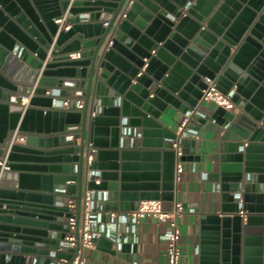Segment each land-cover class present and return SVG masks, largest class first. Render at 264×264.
Listing matches in <instances>:
<instances>
[{
    "label": "water",
    "instance_id": "95a60500",
    "mask_svg": "<svg viewBox=\"0 0 264 264\" xmlns=\"http://www.w3.org/2000/svg\"><path fill=\"white\" fill-rule=\"evenodd\" d=\"M126 2L0 0V156L14 130L26 134L0 171L15 181L0 185V264L72 258L75 249L61 245L70 215L61 202L79 201L87 170V186L107 191L103 210L171 200L173 141L183 160L182 133L197 129L164 126L168 108L219 132L211 179L220 213L201 216L199 264H264V0ZM63 14L67 30L55 22ZM207 79L236 111L199 109ZM63 82L84 89L90 111L56 105ZM89 143L97 150L85 168ZM94 241L111 250V239Z\"/></svg>",
    "mask_w": 264,
    "mask_h": 264
},
{
    "label": "crops",
    "instance_id": "0c3cea01",
    "mask_svg": "<svg viewBox=\"0 0 264 264\" xmlns=\"http://www.w3.org/2000/svg\"><path fill=\"white\" fill-rule=\"evenodd\" d=\"M76 90H81L85 99L84 89L81 86L63 82L62 91L64 94L62 99L75 95ZM62 99H55L57 106L60 105ZM85 106L90 111L91 103L88 102ZM215 106V103L207 102L201 104L199 109L204 113H209ZM184 118L185 115L180 111L168 108L167 112L161 114L159 121L167 128L179 133ZM187 125L195 127L197 130L194 132L191 129L192 133H182V136L186 138V144L183 147L187 153L185 159L182 160L180 180L175 183L174 196L183 204V211L178 217L179 242L182 253L180 264H199L201 216L220 213V193L215 188L211 174L219 167L221 151L219 132L213 122L206 120V122L200 123L189 116ZM3 155L4 153L0 157ZM14 183L13 179L3 180L0 178V185L8 186ZM173 200L174 197L171 200H161L163 207L165 209L171 208ZM164 229L165 223L151 216H145L138 224L134 236L125 231H120L124 238L123 242L129 243V247L116 248L115 243H112L111 250H107L109 248L97 243L93 246L84 247V264H134V261L140 264H167L166 242L162 237ZM132 244H135V249H132Z\"/></svg>",
    "mask_w": 264,
    "mask_h": 264
},
{
    "label": "built area",
    "instance_id": "2783aa9c",
    "mask_svg": "<svg viewBox=\"0 0 264 264\" xmlns=\"http://www.w3.org/2000/svg\"><path fill=\"white\" fill-rule=\"evenodd\" d=\"M132 0H127L126 5H129ZM55 22L58 23L59 29L67 30L70 23L67 21L65 14L56 17ZM103 25H109V20L105 19ZM109 32L108 36H110ZM111 41L108 40L106 46L110 45ZM78 55V52L73 53ZM66 84H73L66 82ZM74 85V84H73ZM29 96H23L21 104L26 105ZM213 102L216 105H221L225 109L237 110L234 103L229 97V94L222 93L216 86L215 81L212 79L206 80V86L202 88L201 96L198 103ZM86 100L84 99L83 92L76 90L75 95L63 98L58 107L73 110H82L85 108ZM188 115L182 121V129L186 126ZM196 130H194L195 132ZM25 133L14 130L10 137L5 142V153L0 157V171L9 169L8 160L6 158V151L15 142L22 143L25 138ZM87 151L83 154V165L85 168L95 158L97 148L90 143L87 146ZM173 148L175 150L174 162V181L177 183L181 177L182 171V150L178 141H173ZM77 171V163H74V172ZM83 180V187L79 201L75 195L64 196L62 205L68 208L70 215L67 218L68 230L65 232L64 238L61 240V245L74 248L73 256L70 260L66 258H59L56 264H84V247L93 246L94 239L99 236L111 238L115 243L116 248H120L122 242L119 241L118 236L121 235L120 231H125L132 236L135 235L137 226L141 219L145 216H151L160 222L165 223V229L162 234L166 242V255L167 264H180L181 263V249H180V230L178 228V217L183 211V204L178 199L173 200V205L169 209H165L162 201L159 199H142L139 200L136 208L129 210H103L102 204L107 199L106 190H96L87 186V181L90 179V171L87 170ZM63 193H66L65 188H60ZM175 193V189H174ZM68 195V196H67ZM66 197V198H65ZM124 241V238H123ZM60 249V248H58ZM134 264H140L134 261Z\"/></svg>",
    "mask_w": 264,
    "mask_h": 264
}]
</instances>
